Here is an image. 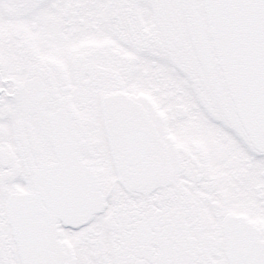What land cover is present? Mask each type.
Returning a JSON list of instances; mask_svg holds the SVG:
<instances>
[{
	"label": "snow or ice",
	"instance_id": "1",
	"mask_svg": "<svg viewBox=\"0 0 264 264\" xmlns=\"http://www.w3.org/2000/svg\"><path fill=\"white\" fill-rule=\"evenodd\" d=\"M0 264H264V0H0Z\"/></svg>",
	"mask_w": 264,
	"mask_h": 264
}]
</instances>
